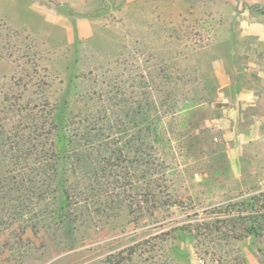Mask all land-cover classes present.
Returning <instances> with one entry per match:
<instances>
[{
	"label": "rangeland",
	"instance_id": "obj_1",
	"mask_svg": "<svg viewBox=\"0 0 264 264\" xmlns=\"http://www.w3.org/2000/svg\"><path fill=\"white\" fill-rule=\"evenodd\" d=\"M69 84L75 111L116 89L173 86L181 101L161 117L159 174L140 199L37 232L45 201L3 189L0 264H264L263 241L196 246L195 228L264 191V0H0V179L31 164L13 159L14 130L36 125ZM106 182L101 194L126 183Z\"/></svg>",
	"mask_w": 264,
	"mask_h": 264
},
{
	"label": "trees",
	"instance_id": "obj_2",
	"mask_svg": "<svg viewBox=\"0 0 264 264\" xmlns=\"http://www.w3.org/2000/svg\"><path fill=\"white\" fill-rule=\"evenodd\" d=\"M68 86L70 92L61 94L48 112L39 114L36 125L28 130L19 125L12 134L14 140L9 138L13 159L31 164L22 167L17 176L8 172L2 177L0 191L4 189L6 197L40 195L45 202L37 209L42 220L31 224L35 232L46 220L61 226L71 215L83 219L82 215L93 209H117L129 194L143 197L162 163L156 151L161 117L175 113L181 101L173 86L164 89V96L155 94L158 87L148 84L145 91L116 89L106 98H98L95 109L75 111L70 109L73 89ZM157 86L160 88L159 83ZM194 105L178 104L177 108L187 110ZM103 173L110 183L118 179L128 183L123 184V192L101 194L107 185ZM125 185L133 192L127 193ZM215 210L214 220L196 224V246H203L215 235L220 241L252 236L264 242V191L228 201ZM182 231L192 233L190 228Z\"/></svg>",
	"mask_w": 264,
	"mask_h": 264
},
{
	"label": "crops",
	"instance_id": "obj_3",
	"mask_svg": "<svg viewBox=\"0 0 264 264\" xmlns=\"http://www.w3.org/2000/svg\"><path fill=\"white\" fill-rule=\"evenodd\" d=\"M63 1H66V0H63Z\"/></svg>",
	"mask_w": 264,
	"mask_h": 264
}]
</instances>
